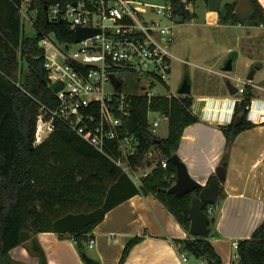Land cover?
<instances>
[{"label":"trees","instance_id":"trees-1","mask_svg":"<svg viewBox=\"0 0 264 264\" xmlns=\"http://www.w3.org/2000/svg\"><path fill=\"white\" fill-rule=\"evenodd\" d=\"M22 1L0 0V264H21L10 254L20 245L27 246L30 254L38 258V264H49L37 237L40 232H55L60 239H72L83 256L92 231L106 214L138 194L155 195L189 232V210L193 195L199 189L184 195L167 189L173 184L172 175L177 173L172 155L179 148L184 130L200 121L198 113L192 111L194 97L187 95L181 101L165 95L133 98L129 126L139 144L135 154L130 156L131 164L143 165L153 146H157L161 158L168 161L167 168L158 162L139 184L107 154L95 149L61 121H55L54 130L46 140L35 144L41 104L49 108L57 105L43 67L39 40L44 34H52L60 44L74 41V30L67 22L48 20L45 5L79 0H35L36 16L31 21L35 35L25 34L20 11ZM173 1L178 3L175 13L179 23L193 19L195 13L186 11L181 0ZM225 1L218 11L223 23L264 24V7L259 0H252L251 14L242 19L235 12L238 0ZM246 96H253L252 87L248 88ZM248 102L237 104L235 120L230 125H220L227 139L221 163L226 167L236 137L253 127L245 117L236 123L238 116L246 115ZM150 110L168 116L170 131L167 137L160 138L150 129ZM110 148L114 155H119L114 143ZM220 189L223 196L222 184ZM211 217L210 235H189L176 242L179 250L188 252L192 258H204L205 264H223L210 240L215 235L212 226L216 222V218ZM143 237L136 235L126 242L118 264L125 263L133 246ZM232 264H264V221L251 237L239 240Z\"/></svg>","mask_w":264,"mask_h":264},{"label":"built area","instance_id":"built-area-1","mask_svg":"<svg viewBox=\"0 0 264 264\" xmlns=\"http://www.w3.org/2000/svg\"><path fill=\"white\" fill-rule=\"evenodd\" d=\"M31 1H22V16L30 17L27 8ZM181 3L186 11L194 13L191 0H181ZM177 8L178 3L173 0H165L161 5L141 0H79L49 5V21L67 22L74 34L79 26L99 28V32L71 43L60 44L52 34H44L39 40L49 86L62 81L63 87L58 92L53 90L57 98L55 108L43 103L40 106L35 144L46 140L54 130L55 121H61L95 149L107 154L136 183H141L142 177L149 172H142L141 178L137 176V180L134 179L136 168L140 165L135 166L130 161L139 144L129 126L133 98L139 95L158 96L151 90L156 82L168 85L176 58L172 44L175 27L179 23V16L175 13ZM150 10L151 14H160V19L147 17ZM163 19L170 23L162 22ZM29 20L32 21V18ZM73 44L77 48L72 49ZM128 76H137L138 85H131ZM114 78L121 80L119 86H116ZM235 86L237 92L227 97L198 99L202 103L200 111L195 106V100L192 111L198 113L200 121L228 126L235 120L237 104L249 100L244 117L253 126L264 125V96L255 94L253 80L248 79ZM249 87H252L253 96L247 97ZM165 96L181 101L187 95L171 92ZM152 112L163 115L155 120L149 118L150 129L155 133L161 119L168 116L152 110L148 116ZM111 143L117 146L118 156L110 148ZM151 151L148 154L151 155ZM158 162L167 168V159L160 158ZM176 178L177 173L172 175L173 182ZM213 211L210 206L208 212L212 215ZM95 243V237L91 236L88 246L93 248ZM232 246L237 250L239 240H234ZM179 256L183 264H205L203 259L193 262L189 253L183 250H179Z\"/></svg>","mask_w":264,"mask_h":264},{"label":"crops","instance_id":"crops-1","mask_svg":"<svg viewBox=\"0 0 264 264\" xmlns=\"http://www.w3.org/2000/svg\"><path fill=\"white\" fill-rule=\"evenodd\" d=\"M259 1L264 7V0ZM215 13L218 16V12ZM229 94L227 90L216 96L195 97V106L200 111L202 103L198 99L224 98ZM208 124L197 122L187 126L177 150L191 175L203 185L221 166L227 140L223 131L214 126L216 124ZM263 131L264 125L243 130L230 149L227 177L222 183L223 196L220 193V203L214 206L212 214L216 218L215 235L210 237L223 264H232L235 257L232 242L251 237L264 221ZM92 234L96 239L95 253H86L101 264H118L126 242L136 235L144 237L133 246L124 264H183L176 239L190 235L152 194H138L119 204L106 214ZM37 237L49 264H86L72 239H60L55 232H40ZM10 254L21 264L39 263L26 245L14 248ZM192 261L196 263L197 259L192 258Z\"/></svg>","mask_w":264,"mask_h":264},{"label":"rangeland","instance_id":"rangeland-1","mask_svg":"<svg viewBox=\"0 0 264 264\" xmlns=\"http://www.w3.org/2000/svg\"><path fill=\"white\" fill-rule=\"evenodd\" d=\"M141 1L155 5L165 3V0ZM191 1L194 4L195 16L192 20L178 23L175 27L172 52L176 58L172 63L171 78L168 81V85L156 82L151 88L153 93L169 95L171 92H178L183 81L188 78L192 85L190 95L194 98L201 95L216 96L229 90V82L235 85L246 82L250 72L260 66V69L256 71L253 82L256 94L264 95L263 25L251 26L244 23H223L219 14L217 16L215 11L209 9L208 1ZM27 10H29V7ZM29 13L30 17L25 15L22 17L25 34L35 35V28L29 18L36 16V10L32 9ZM147 17L160 19V14H151L150 10ZM162 22L170 23L166 19H163ZM71 47L74 49L77 48V45L73 44ZM230 57H234V69L227 72L223 70V65ZM229 76L233 78L231 79ZM127 78L131 85H138L139 79L137 76H128ZM162 116V113L152 112L149 118L150 120H155ZM199 122L208 124L204 121ZM214 126L220 128L219 125ZM169 131V119L162 118L155 135L165 138L169 135ZM214 140L215 138H213ZM151 152V155L148 154L146 156L145 163L136 168L135 180H137V176L141 178L142 172H150L157 166L158 160L161 158L160 149L157 146H153ZM218 203L220 202L216 204ZM27 243L29 244V242ZM86 252L88 254L95 253L94 249L89 246H86ZM233 252L236 253L237 250L233 248Z\"/></svg>","mask_w":264,"mask_h":264},{"label":"water","instance_id":"water-1","mask_svg":"<svg viewBox=\"0 0 264 264\" xmlns=\"http://www.w3.org/2000/svg\"><path fill=\"white\" fill-rule=\"evenodd\" d=\"M231 3H234L235 0H229ZM225 0H208V7L211 11L218 12L223 4H225ZM31 9L35 8V0L31 1L30 5ZM45 8H48V5H45ZM253 10L252 0H238L235 12L237 13V17L242 19L246 18ZM99 32V28L95 27H77L74 40L81 41L89 36H92ZM234 69V57H230L226 63L223 65V70L232 71ZM257 69H260V66L254 68L250 74L248 75L249 80H253L255 78V74ZM114 82L116 86L121 84V80H117L114 78ZM229 90L231 94L237 92V87L233 85L231 82L228 83ZM63 87L62 81H57L52 84L51 88L55 92H58ZM192 89L191 82L188 78H186L182 85L179 88V93L183 95H190ZM244 118V115H240L236 118V123H240ZM160 141V140H158ZM172 161L176 166L177 170V178L174 184L170 186L167 190L171 193H175L177 195H184L187 193L199 191L193 195L192 203L189 210V218H190V229L189 233L192 236H208L211 234V214L208 212V208L211 206L214 208L216 203L220 198V186L225 182L227 177V168L226 164H222L216 171L215 175L207 182V184L203 185L197 179H195L189 169L187 164L181 157L177 154L172 155ZM202 186V187H201ZM83 259L86 264H101V262L87 253L83 254ZM204 260V258H202Z\"/></svg>","mask_w":264,"mask_h":264},{"label":"flooded vegetation","instance_id":"flooded-vegetation-1","mask_svg":"<svg viewBox=\"0 0 264 264\" xmlns=\"http://www.w3.org/2000/svg\"><path fill=\"white\" fill-rule=\"evenodd\" d=\"M250 14H251V13H250ZM250 14H249V15H250ZM249 15H248V16H249ZM248 16H247V17H248ZM207 210H208V209H207Z\"/></svg>","mask_w":264,"mask_h":264}]
</instances>
